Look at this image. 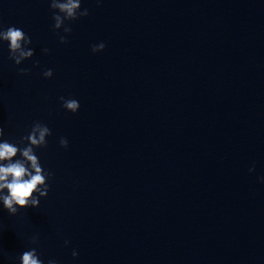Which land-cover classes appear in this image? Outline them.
Listing matches in <instances>:
<instances>
[{
  "label": "clouds",
  "instance_id": "9594fccd",
  "mask_svg": "<svg viewBox=\"0 0 264 264\" xmlns=\"http://www.w3.org/2000/svg\"><path fill=\"white\" fill-rule=\"evenodd\" d=\"M97 3L99 4L100 0H97ZM50 9L53 11V31L61 44L68 42L67 37L72 32L71 23L89 15V10L82 8L81 0H50ZM61 29L63 34L60 32ZM0 42L8 43L9 59L14 61L15 65H20L34 55V50L29 47L32 44L31 38L18 27L9 26L6 29L0 27ZM105 47V43L100 42L93 44L91 51L101 52ZM43 51L47 53L49 49L45 48ZM28 71L29 69L25 68L18 69L20 75H26ZM42 75L51 78L53 71L44 70ZM59 99L61 106L68 112L75 114L80 108L76 99L63 96ZM51 134L46 124L36 121L26 136L13 143L2 139L5 131L0 127V203L10 215H16L21 209L38 207L40 198L47 196L50 188L48 180L53 174L43 168L36 149L47 147V137ZM59 144L66 149L68 140L61 137ZM253 171L254 167L249 169V172ZM261 180L264 182V177ZM30 243L38 245L39 237L33 236ZM64 243L67 246L69 241L65 240ZM72 256L76 257L78 253L73 250ZM19 260L20 264H44L36 247L24 251ZM47 264H57V261L49 259Z\"/></svg>",
  "mask_w": 264,
  "mask_h": 264
}]
</instances>
